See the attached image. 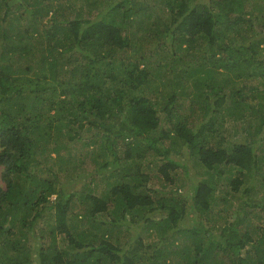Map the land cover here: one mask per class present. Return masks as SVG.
Masks as SVG:
<instances>
[{
    "label": "trees",
    "instance_id": "1",
    "mask_svg": "<svg viewBox=\"0 0 264 264\" xmlns=\"http://www.w3.org/2000/svg\"><path fill=\"white\" fill-rule=\"evenodd\" d=\"M77 1L0 0V264H264V3Z\"/></svg>",
    "mask_w": 264,
    "mask_h": 264
},
{
    "label": "rangeland",
    "instance_id": "2",
    "mask_svg": "<svg viewBox=\"0 0 264 264\" xmlns=\"http://www.w3.org/2000/svg\"><path fill=\"white\" fill-rule=\"evenodd\" d=\"M146 1H148L149 2V0H146ZM259 2H263L264 3V0H258ZM111 2V0H102L101 2H100V4L99 5H95V6H91V5H89V4H87L84 0H78L77 2H76V5L77 6H81L82 8H84V10L85 11H87L89 8L91 9V12H96V11H99V10H101L102 8H104L106 5H108L109 3ZM152 1H150V3H151ZM246 4H248V3H246ZM136 7V6H135ZM253 7L251 6V5H247L246 7H245V9L247 10V9H252ZM140 13H142V12H140ZM46 19H48L47 17H45V19L43 20V23L44 22H46ZM252 19H253V21H255V24L257 25L258 24V22H260V19H257V18H255V17H252ZM263 19H264V17H263ZM169 20V19H168ZM166 21V20H165ZM263 20L261 19V22H262ZM152 22V20L151 21H148V23H151ZM170 22V21H169ZM148 23H144V25L145 26H147V24ZM163 28H164V25H163ZM264 32V28L261 30V33H263ZM258 32V34H259V37H257V40H261V39H263L262 40V42H261V44H260V52H262L263 53V55H264V36H263V38H261L260 37V29L259 28H257V31L255 32V33H257ZM264 34V33H263ZM231 75H232V72H231ZM255 81V80H254ZM256 82V81H255ZM257 83V82H256ZM236 86H239V87H244V90L246 91V92H248L249 94H251L250 92H252L253 93V91H252V89H249V81L247 80V79H244V80H240L239 81V84L238 85H236ZM189 112H190V110L189 109H187V110H183V111H180L179 113H177L178 115L180 114L181 116L183 115H188L189 114ZM225 129H226V132H228V133H230V130L229 129H227L228 127H229V121H227L226 122V120H225ZM86 129V128H85ZM89 134H90V131H84V135L86 136L85 137V139H78V140H76V141H68V143H69V146L70 147H72L73 149H74V153H75V155L77 154V155H83L85 158H87V164L86 165H88L87 167H89V168H92L93 166H94V163L92 162L93 160H92V157L90 156V155H87V154H90V153H87V152H85V151H87V150H91V149H93V148H95L94 146H97V145H95V144H91V145H88V144H83V142H84V140H89L90 139V136H89ZM163 144L164 143H162V141L158 144L159 146H163ZM168 144H169V142H168ZM165 145V144H164ZM156 150H158V149H156ZM154 148H149L148 149V161L152 164V165H154L155 163H156V161H159V162H163L164 161V158L168 155V153H169V151L167 152V153H165L164 155H159V152L158 151H156ZM173 150H176V154H172L173 156H176L181 162H182V164H187V166H188V171H189V173H190V175L192 176L193 174L194 175H198L199 177H202V175H206L205 174V168H206V166L204 165V163L202 162V161H200L199 159H198V157H197V155L193 152V149L191 148V146H187L186 145V143H185V141H182V142H180V145H177V146H175L174 147V149ZM172 152V151H171ZM53 155H56V153H54ZM86 155H87V157H86ZM171 155V154H170ZM56 158H58V157H56ZM161 163H159V164H161ZM63 164H65L64 162L62 163V165ZM180 165L179 167H178V170H177V174H176V176H175V178H176V182L175 183H172V184H168L166 187H164L163 188V186H162V184L160 183V182H157L156 184H155V186H156V188H158L159 190H161V192H165L166 194H171L172 193V191L171 190H175V189H177L178 187L181 189V191L184 193V192H186V186L185 185H182V186H179L181 183H186L187 182V180H188V176L187 177H185V175H186V171H185V169H184V167H183V165ZM64 167H65V169H66V165H64ZM107 168H109V167H105L104 169H107ZM155 168V166L153 167V169H152V171H154L155 173H157V170H156V168ZM65 169L63 170V171H61V172H59V174L61 175V176H65L64 174H65ZM105 173H107L106 175L109 177V178H111L110 177V175H109V172L108 171H106ZM63 178V177H62ZM181 180V181H180ZM81 182H82V180H80ZM81 182H76L78 185H81ZM107 179L106 180H102L100 183H99V188L101 189V188H103L104 186H106V187H108L107 186ZM0 184L1 185H3V186H5V181H4V179L0 176ZM230 187V186H229ZM79 188H80V186H79ZM224 188V187H223ZM96 191H97V189H96ZM95 191V192H96ZM241 191H239L238 192V194L240 193ZM244 195L246 194L245 192L243 193ZM55 195H53V197H54ZM246 196V195H245ZM260 197V196H259ZM240 200V198H239V195H235V196H233V197H231L230 199H229V201H228V203L225 205V207H227V208H230V209H232L233 208V206H234V204L237 202V201H239ZM223 205V204H222ZM161 214L160 213H158L157 214V216H160ZM155 215H153V217H154ZM52 219H53V217H51ZM229 218H231L232 219V216L230 215L229 216ZM262 222H264V219L263 220H261ZM40 224H41V222H40ZM148 239V238H147ZM30 241L32 240V238L30 237V239H29ZM28 240V241H29Z\"/></svg>",
    "mask_w": 264,
    "mask_h": 264
}]
</instances>
